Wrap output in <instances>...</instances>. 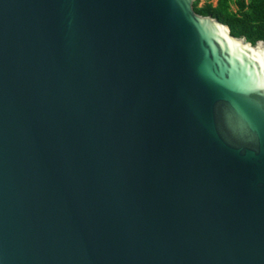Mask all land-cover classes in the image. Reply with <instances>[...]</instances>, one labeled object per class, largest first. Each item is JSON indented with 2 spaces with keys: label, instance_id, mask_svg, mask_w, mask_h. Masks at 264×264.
<instances>
[{
  "label": "water",
  "instance_id": "water-1",
  "mask_svg": "<svg viewBox=\"0 0 264 264\" xmlns=\"http://www.w3.org/2000/svg\"><path fill=\"white\" fill-rule=\"evenodd\" d=\"M195 0H0V264H264V41Z\"/></svg>",
  "mask_w": 264,
  "mask_h": 264
},
{
  "label": "trees",
  "instance_id": "trees-1",
  "mask_svg": "<svg viewBox=\"0 0 264 264\" xmlns=\"http://www.w3.org/2000/svg\"><path fill=\"white\" fill-rule=\"evenodd\" d=\"M199 2L194 1V10L227 24L232 35L245 37L252 44L264 41V0H216L215 4L204 0L201 5Z\"/></svg>",
  "mask_w": 264,
  "mask_h": 264
},
{
  "label": "rangeland",
  "instance_id": "rangeland-1",
  "mask_svg": "<svg viewBox=\"0 0 264 264\" xmlns=\"http://www.w3.org/2000/svg\"><path fill=\"white\" fill-rule=\"evenodd\" d=\"M204 0H200L199 5L203 3ZM213 4L216 3V0H210ZM233 9H236V6L234 4L231 5Z\"/></svg>",
  "mask_w": 264,
  "mask_h": 264
},
{
  "label": "bare ground",
  "instance_id": "bare-ground-1",
  "mask_svg": "<svg viewBox=\"0 0 264 264\" xmlns=\"http://www.w3.org/2000/svg\"><path fill=\"white\" fill-rule=\"evenodd\" d=\"M257 55L258 56H261V57H264V51L263 50H257Z\"/></svg>",
  "mask_w": 264,
  "mask_h": 264
}]
</instances>
